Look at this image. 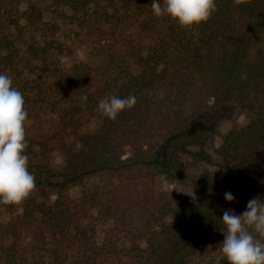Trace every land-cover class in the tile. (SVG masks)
I'll return each instance as SVG.
<instances>
[{
	"label": "trees",
	"instance_id": "trees-1",
	"mask_svg": "<svg viewBox=\"0 0 264 264\" xmlns=\"http://www.w3.org/2000/svg\"><path fill=\"white\" fill-rule=\"evenodd\" d=\"M105 1L108 11L101 18L94 15L97 23H91L97 38L89 55L82 62L66 63L69 74L62 80L72 89L64 93L69 105L65 114L38 81L40 65L50 72L52 53L65 51L59 24L46 20L36 5L22 11L19 0H0V72L23 93L27 113L38 103L49 104L58 108L64 129L77 125L80 115L101 121L96 132L75 133L71 143L62 131L40 140L26 137L35 189L51 187L57 197L50 203L26 198L0 205V264H185L207 231L222 223L223 212L249 186L245 176L260 164L264 0H215L216 10L207 21L181 27L167 16V34L156 32L153 37L154 21L139 23L147 42L137 40V30L126 35L127 27L135 24L128 23L134 18V0ZM88 3L54 0L51 7L62 6L63 19L86 28L89 23L74 22L90 15ZM24 35L32 39L25 50ZM92 58L100 64L92 66ZM111 95H133L136 103L108 119L96 108ZM208 97L215 103L206 104ZM225 119L233 126L214 157L207 145ZM55 140L64 142L63 159L55 165L38 163L57 151L51 145ZM187 155L216 163L222 174L187 175ZM144 169L170 182L188 179L192 195L158 212L154 195L140 188L148 185ZM100 177L104 183L93 182ZM75 187L82 190L79 197L71 195ZM226 191L234 195L231 202L224 199ZM128 215L142 216L143 229L125 225ZM109 222L120 230L111 228L100 244L99 226ZM29 232L31 241H26ZM118 237L129 238L127 250L116 244ZM217 264L228 261L223 257Z\"/></svg>",
	"mask_w": 264,
	"mask_h": 264
},
{
	"label": "rangeland",
	"instance_id": "rangeland-1",
	"mask_svg": "<svg viewBox=\"0 0 264 264\" xmlns=\"http://www.w3.org/2000/svg\"><path fill=\"white\" fill-rule=\"evenodd\" d=\"M22 11H26L29 9L31 5H36L40 7L44 11V17L46 20H49L53 23H57L60 26V33L58 35L61 43L64 44L65 51L63 53L53 52L51 60L47 65V68L50 72H45L42 69V65H40V74H42L41 78H38L39 83L44 87L46 91H48L49 96L52 99H58L60 102V110L63 113H69V105L64 103V93L68 89H72L71 85L67 80L63 81L62 79H66L69 72L65 69L69 62H82L84 57L89 55V49L92 47L96 41L95 31L92 30L91 23L94 22V15L98 13V18L103 17L104 12L108 11V7L105 0H85L89 5L90 15L85 16V20L81 19L79 22L74 23H89L86 28H81L76 24L72 23L68 19H63L61 17L62 6L60 7H51L54 0H19ZM133 20H129L128 23H135L132 26H128L126 29V35L134 36L133 33L137 30V40H144L145 42L150 41L148 39L146 33H139L138 25L139 23H149V21H154L155 26L153 33L151 36L153 37L154 33L157 34H167V27L165 25V19L167 16H162L157 18L155 16L149 15L151 12L150 0H134L133 2ZM69 14L72 12L69 11V8H66ZM149 26V24H147ZM25 41L21 43V48L26 49L27 45L32 41L29 35H24ZM90 64L92 66H98L100 64V60L97 58H92L90 60ZM173 75V74H172ZM64 77V78H63ZM61 84H59V81ZM99 87L96 84L91 90L92 93ZM51 89V91H49ZM201 96V95H200ZM206 104L212 105L215 103L213 97H208L205 100ZM57 109V110H56ZM53 108V106L49 104H41L38 103L35 106H31L28 108L29 114L26 122V137L35 138L40 140L44 136H53L54 133L62 131L66 141L72 142L75 133H93L96 132L101 126V121L91 115L85 114L80 115L76 118L78 121L77 125H72L67 129L63 128L61 124V119L58 114V108ZM69 117L68 115H66ZM208 120L202 122L206 123ZM231 121L225 119L220 123L218 135L211 139L209 145H207V150L210 154L216 156L215 150L222 143L223 137L232 129ZM51 145H54L57 149L56 152L53 153L51 157L48 159L43 158L37 160L38 163H46L49 162L51 165H55V163L60 162L63 159V146L64 142L55 140L51 142ZM183 161L185 162V170L186 174L190 176H200L204 172H212L214 175H221V168L216 163H207L203 161H195L192 159L190 155L183 156ZM215 162V160H214ZM260 164L256 169H251L245 179L248 181L249 186L247 189L242 190L235 201L232 204L231 210H233L236 214H241L247 205L249 199L253 197H260V199H264V152L259 159ZM141 172L145 175H148L145 182H148V185L144 183L141 185V190H146L150 192V195H154L156 204L154 209L160 212L162 208H168L170 206L176 207L179 200L182 198H187L192 195V189L189 186L188 179H183L181 181L170 182L164 176H156L148 171L141 170ZM93 182L95 183H104V179L94 178ZM82 194V190L79 187H75L71 190V195L73 197H79ZM56 192L54 189L48 186H41L35 190L27 197L34 198L37 201H45L50 203L56 198ZM126 197H124L125 199ZM139 199V198H137ZM20 210H18L19 213ZM9 215H6L8 218ZM132 225L131 227L136 229H143L145 224V219L140 215L135 216H127L125 220V225ZM116 225L112 223H102L98 229V240L100 244H104L107 239V235L111 228H116V230H120L118 227H114ZM119 227H123L120 225ZM224 228L221 223L219 226L212 227L207 231V234L200 246L196 250V252L191 255L185 262V264H217L221 258H223V254L220 251V244L224 239V235L222 233V229ZM116 231V233H117ZM122 236V234H120ZM31 232L27 234L26 241H31ZM116 244L119 245L123 250H127V248L131 245L129 238L118 237ZM141 246L145 247V242H141ZM112 257V256H111ZM108 264H112L109 262Z\"/></svg>",
	"mask_w": 264,
	"mask_h": 264
},
{
	"label": "clouds",
	"instance_id": "clouds-1",
	"mask_svg": "<svg viewBox=\"0 0 264 264\" xmlns=\"http://www.w3.org/2000/svg\"><path fill=\"white\" fill-rule=\"evenodd\" d=\"M150 5L153 16H168L181 27L205 22L216 10L215 0H150ZM135 103L133 95H111L99 100L96 111L114 120ZM27 117L23 93L0 72V205L21 203L36 187L25 152ZM224 199L231 202L233 193L226 191ZM220 219L224 226L220 251L228 264H264V199L253 197L241 214L227 209Z\"/></svg>",
	"mask_w": 264,
	"mask_h": 264
}]
</instances>
